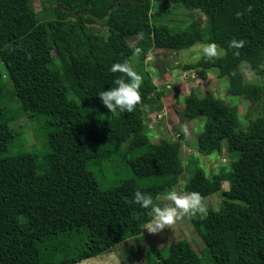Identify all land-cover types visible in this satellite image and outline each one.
<instances>
[{
  "label": "trees",
  "instance_id": "1",
  "mask_svg": "<svg viewBox=\"0 0 264 264\" xmlns=\"http://www.w3.org/2000/svg\"><path fill=\"white\" fill-rule=\"evenodd\" d=\"M30 1L0 0V264H80L141 239L149 216L133 195L142 191L159 204L157 197L174 187L185 169L183 135L175 126L177 138L153 141L145 131L151 96L160 95L147 72L142 104L132 113L111 114L98 93L115 87L121 74L110 71L113 63L134 67L135 47L142 60L154 48L196 42H215L226 55L215 62L202 56L182 69L203 80L211 69L226 77L228 93L250 102L248 123L242 126L237 108L210 90L185 95L180 120L205 116L197 150L224 148L239 163L212 176L196 164L189 169L184 191L222 196L218 208L208 205L207 215L192 219L201 255L183 238L163 250L151 244L147 264H264V84L245 81L241 70L245 62L264 75V0H41V11ZM153 2L180 5L192 20L171 33L153 19ZM233 40L245 42L238 56ZM7 79L20 110L48 125L39 151L25 150L23 133L11 124ZM117 162L131 176L102 188L97 174Z\"/></svg>",
  "mask_w": 264,
  "mask_h": 264
},
{
  "label": "rangeland",
  "instance_id": "2",
  "mask_svg": "<svg viewBox=\"0 0 264 264\" xmlns=\"http://www.w3.org/2000/svg\"><path fill=\"white\" fill-rule=\"evenodd\" d=\"M32 8L35 11L42 10L41 0H31ZM152 17L157 23H164L168 26L169 32L174 33V30L187 26L192 20V14L189 10L180 5L172 3L153 2ZM196 17L203 16L195 12ZM94 29L98 32L106 33L104 26L99 24L94 25ZM128 42L134 45L136 37H129ZM208 43L196 42L189 48L177 49L170 48H154L150 50L144 59L133 57L134 69L143 76L147 72L153 81L156 83L157 93L151 96V107L147 109L149 112L145 117V131L151 140L157 141L161 137L177 138V132L174 127L177 126L183 135L182 158L185 167L182 174L171 190L177 192H185L184 185L189 176V169L197 166L201 167L207 176L220 173L221 170H227L237 165V159H230L225 153L224 148L214 151L210 154H202L197 150L196 138L198 133L203 129L205 123V116H199L195 120L181 121L176 114L177 110L183 108L184 97L190 90L194 89L198 94H202L210 90L214 97L222 100L228 105H234L241 116V125L245 126L248 123V109L250 102L247 100L238 99L228 93V80L226 77H218L217 70L211 69L207 72L206 79L199 78L193 70H183L182 65L201 58V49ZM222 48V47H221ZM223 49V48H222ZM51 55H54L52 52ZM60 71H64L65 67L61 63H56ZM0 69L4 70V65L0 61ZM241 70L244 74L245 81L264 84V75L253 73L250 68L242 62ZM4 93L8 97L9 106L14 110V116L11 124L24 135L23 147L33 151H39L45 145V133L48 130V125L42 118L28 117L21 110L18 99L14 93L10 81L4 80ZM144 109V108H143ZM187 129V133L183 129ZM23 138V136H22ZM225 141H223V146ZM39 149V150H37ZM117 167L108 168V172L97 174L100 186L106 188L110 186L114 180L130 177L123 165L117 162ZM188 166V168H187ZM222 189H227V181H222ZM169 190V191H171ZM168 192V191H167ZM166 192V193H167ZM165 193V194H166ZM157 197L159 204L163 202L164 195ZM222 196L219 193L211 194L206 197L207 206L211 205L218 208ZM197 215L192 218H185L181 221L177 228L172 232L171 229H165L159 234H149L146 229L142 228V237L140 240L129 238L128 240L106 250L96 256H103L108 254H115L120 264H147V257H149V246L154 244L158 249H165L170 244L180 240L187 239L198 255H201L203 249V242L194 229L192 224L193 218L202 217Z\"/></svg>",
  "mask_w": 264,
  "mask_h": 264
},
{
  "label": "clouds",
  "instance_id": "3",
  "mask_svg": "<svg viewBox=\"0 0 264 264\" xmlns=\"http://www.w3.org/2000/svg\"><path fill=\"white\" fill-rule=\"evenodd\" d=\"M252 10L251 5L248 11ZM240 18L242 13H237ZM243 40H233L230 48L234 49L233 55L238 56L239 49L244 47ZM142 49L135 47L133 56L139 57ZM203 58L207 62H215L221 59L226 52L215 42L206 44L201 49ZM112 73H120L113 83L115 87L108 88L98 93L103 105L112 113H132L142 104V95L140 88L144 80L128 61L122 63H113L110 67ZM147 107V106H145ZM183 131L187 133V129ZM133 203L138 204L140 208L147 210L149 219L144 225V229L149 234H159L165 229H171L172 232L178 224L185 218H192L197 215H207V201L199 192H177L176 190L168 191L161 204L154 202L151 195L142 191H136L133 195ZM80 264H120L119 258L115 254L103 256L86 257L80 261Z\"/></svg>",
  "mask_w": 264,
  "mask_h": 264
}]
</instances>
